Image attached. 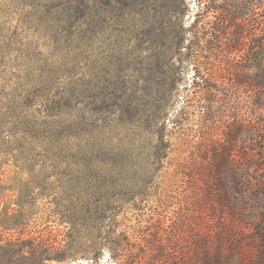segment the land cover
Wrapping results in <instances>:
<instances>
[{"label": "rangeland", "instance_id": "obj_1", "mask_svg": "<svg viewBox=\"0 0 264 264\" xmlns=\"http://www.w3.org/2000/svg\"><path fill=\"white\" fill-rule=\"evenodd\" d=\"M97 1L90 0L85 51L76 58L67 74L56 65L53 51L46 44L48 39L35 30L33 24L23 25L18 10L10 6L4 9L12 13L9 20L0 18L3 29L0 46L8 52L4 55L7 65L0 68V92L12 93L23 85L25 92L20 100L28 92L33 96L34 106L29 112L40 123L43 136L33 147L29 159L16 166L12 161L4 166L9 179L5 185L7 198L0 197V211L7 205L16 209L19 204L24 205L22 217L26 218V233H40L47 238V243L59 247L62 258L45 260L44 264H125L127 247L115 248L104 239L108 221L99 236V231L91 230L83 216L76 213L74 197L81 193L80 200L85 199L89 178L96 175L95 171L106 173L109 168L123 169L124 180L111 192L124 200L115 216L120 225L118 233L125 231L130 238L134 228H146L154 235L152 243L157 244L158 237L166 240L168 236L173 240L174 235L179 236L173 230L178 226L174 221L183 223L179 228L182 226V236L187 239L197 234L204 223L211 228L209 231L215 230L217 212L207 216L206 210L199 213L194 203L191 204L192 184L187 174L195 156L196 160L207 162L214 149L226 146L239 156L234 159L241 165L246 164L244 158L250 154V148H256L259 159L263 158L258 161L262 169L242 172L244 177L252 176L251 185L247 182L244 185L256 191V199L249 201L246 216H243L245 222L250 219L245 223L243 237L250 242L258 233L264 235V84H256L264 79V49L259 47L264 41L263 1L253 0L254 12L252 15L247 12L245 21L239 23L245 51L217 55V60L222 61L219 69L225 68L230 73L222 70L228 80L217 82L213 108L210 112L198 108L204 109L202 113L197 109L195 115H191L184 125L188 127L184 132L189 135L188 143L178 146L165 158L148 196L126 202L146 184L142 181L145 177L141 180L139 173L145 175V170L153 169L151 155L158 144L161 123L170 129L181 103L187 99L198 105L202 90L190 87L195 64L192 60L185 61L174 75V92L159 111L168 83L165 59L160 54L163 38L159 26L169 20L171 0ZM184 2L180 20L186 31L182 48L186 52L198 5L195 0ZM207 16L201 23L211 18L210 14ZM250 39L256 42L253 44ZM76 53L79 55L80 51ZM173 62L177 68V56ZM51 66L60 70L54 75L68 77L53 80L52 84L49 76L53 74H48ZM200 73L205 74L202 69ZM237 80L241 83L237 84ZM63 86L70 100L66 104L62 100L60 112L48 116L46 107L59 100L52 89ZM192 109L189 112H193ZM177 127L170 130L176 131ZM133 171H137L138 176ZM130 182L136 187L121 186L126 183L135 186ZM165 200L166 206L163 205ZM241 217L239 214V219ZM14 231L17 230L0 228V246L17 236ZM209 233L212 236L213 233ZM259 244L264 248V239ZM4 250L0 248V258ZM255 254L257 251H251L252 257ZM29 263L22 261V264Z\"/></svg>", "mask_w": 264, "mask_h": 264}, {"label": "trees", "instance_id": "obj_2", "mask_svg": "<svg viewBox=\"0 0 264 264\" xmlns=\"http://www.w3.org/2000/svg\"><path fill=\"white\" fill-rule=\"evenodd\" d=\"M252 1L195 0L198 9L193 20L194 24L190 28L192 29L190 30V40L185 47L186 52H184L182 48L186 40V31L180 19L185 2L184 0H171L172 8L169 7L171 8L169 20L166 19L159 26L162 29L163 38L160 43L163 46V51L161 50L160 54L165 59L164 64L168 74L166 77L168 83L164 89V99L159 106V111L164 109L175 90L174 75L177 74L183 62L188 60L194 61L195 64V74L190 87L201 88L200 101H198V105H193L190 102L192 100L187 99L181 103L176 111V120L171 122L170 129H175V126H178L176 131L169 128L167 130L165 123H161L158 144L153 147L154 151L151 155L153 169L151 172L148 169L145 170V175L139 173L140 179L145 177V180H141L146 184H143L139 193H134L125 202L148 196L150 186L159 177V172L164 167L165 158L167 159L178 146L184 147L185 143H188L189 135L184 133L188 127H184V125L191 115H195L194 112L198 108H204L209 112L213 108L216 92H218L217 82L221 84L228 80L222 70H225L228 75L230 73L225 68L219 69L222 61L217 60V55L219 53L224 55V52L230 55L234 50L245 51L243 39L241 41L242 34L239 30V23L245 21L247 12L251 15L254 12L256 7ZM262 1V6H264V0ZM97 2L100 3V0ZM7 6L19 11L23 25L33 24V28L39 30L40 34L48 39L46 44L53 51L56 65L64 69V73H69L76 58H79L85 51L88 41L87 22L90 0H2L0 1V18L9 20L8 16L12 12L4 10ZM207 14H210L211 18H206V22L201 23L203 21L201 19L209 17ZM232 26L234 28L230 29ZM2 32L3 29L0 28V35ZM250 42L254 44L256 39H250ZM259 45L264 49V41ZM0 48L3 49L2 52L0 51L1 68L7 65L4 55L8 52L4 51V46H0ZM77 51H80L79 55H77ZM175 56L179 61L177 68L173 62ZM51 67L48 74H53V76H49L52 84L53 80L55 82L68 77L60 78L59 75H54L60 70L56 71L54 66ZM201 69L205 74L200 73ZM237 82V84L241 83L238 80ZM256 84L257 86L263 85L264 79ZM18 89L7 94L0 92V197L4 199L7 198L5 191L8 189L5 185L9 179V176L5 175L4 166L10 161L16 166V163L20 164V162L29 159L33 147L43 136L40 123L29 112L34 106L33 96L28 92L20 100L25 90L23 85ZM61 89H52L54 97L59 100L56 104L46 107L45 112L48 116L53 117L60 112L62 100L65 104L70 100L68 90L64 86ZM190 108H193V112H189ZM199 109L197 112L201 114V110L204 109ZM251 134L254 135L253 132ZM174 135L175 138H173ZM172 138L175 142H172ZM250 150L247 157L243 156L246 164L239 165L238 161L234 159L239 156L232 153V150L226 146L214 149L211 160L202 162L196 160L195 156L190 164L187 178H190L189 182L192 184L193 202L191 204L194 203L196 211L199 213L206 210L207 216L213 211L217 212L213 223L215 224L214 231H209L211 228L204 223L203 228L197 230V234L187 239L182 236V226L179 228V225L183 223L178 224L177 221H174V225L178 226L173 230L179 233V236L175 238L174 235L173 240L168 236L166 240H161L158 237L157 244L152 243L151 239L154 235L146 228H134V233L130 238L125 234V231L118 233L120 225L115 216L124 200L111 192L118 183L124 180L125 172L122 168L118 170L109 168L106 173L95 171L96 177L89 178V193L87 192L85 199L80 200L81 193H76L74 197L77 205L76 213L80 217L83 216L91 230L99 231V236H101V230L108 227L104 235L106 242L115 248L121 245L127 247L124 254L127 259L125 264H264V248L259 244L264 239V235L258 233L257 238L250 242L244 241L243 237L246 229L245 223L250 220L245 222L243 216H246L244 213L249 208V201L256 199V191L251 189L252 187L244 185L246 182L251 185L252 176L244 177L242 172L244 169L248 172H251L252 169L256 172L261 170L258 161L263 159H259L256 148H250ZM21 173L23 174V172ZM133 174L137 175V171H133ZM130 183L135 186H130L129 183L121 186L136 187L134 182ZM19 193H22L21 189ZM235 194L239 197H235ZM165 204H167V200L163 203V205ZM18 206L16 209L7 205L0 211L2 231L17 230L14 231L17 234L15 238L8 239L5 245L0 246L5 249L0 258V264H22V261H30L29 264H44L45 260L62 258L63 255L59 252V247L52 242L47 243V238L41 237L40 233H26L25 224L27 223L24 224L26 218L22 217L24 205L19 204ZM239 214L242 216L240 219ZM13 219L16 221H12ZM106 221H108L107 226L104 227ZM209 232L213 233L212 236ZM26 234L27 237H25ZM155 234L157 235L158 231ZM0 242H2V237H0ZM251 251H257V254L252 257ZM122 255L123 253L120 254V256Z\"/></svg>", "mask_w": 264, "mask_h": 264}]
</instances>
